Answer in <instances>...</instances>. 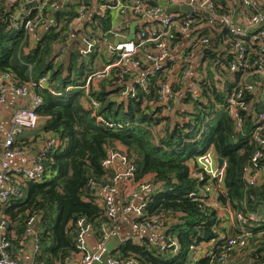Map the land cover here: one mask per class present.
Wrapping results in <instances>:
<instances>
[{"label": "trees", "instance_id": "obj_1", "mask_svg": "<svg viewBox=\"0 0 264 264\" xmlns=\"http://www.w3.org/2000/svg\"><path fill=\"white\" fill-rule=\"evenodd\" d=\"M71 6L56 11V18L63 25L71 16ZM9 7L13 6L0 1V72H9L17 83L44 77L46 88L52 91L39 89L42 98L36 109L39 121L18 135L16 144L37 151L31 145L42 144L47 135L57 139L41 158L42 179L24 181L20 194L9 197L0 206V212L8 220V232L12 229L17 237L10 238L12 250L23 241L21 227L30 216L34 217L38 240L35 261L42 264H61L75 253L78 218L89 223L95 238H100V225L108 219L105 209L87 189L86 181L90 177L101 180L109 175L100 162L108 150H113L123 152L133 163L134 181L146 175L151 178L153 186L147 195L144 216H159L163 230L176 239L178 251H158L143 239L135 242L128 238L106 254L119 259L132 257L137 264H208L207 257L190 262L188 250L223 230L219 226L221 218L216 210L199 205L188 194L198 193L203 184L189 176L191 162L211 148L213 155L224 161L222 183L230 207L235 211L255 212L261 219L245 225L252 234L243 251L249 255L247 264H264V233L256 236L264 230V176L261 174L252 184L245 180L250 154L257 146L252 139L255 115L264 104L255 100L252 90H243L246 110H238L242 118L239 129L225 108V99L234 86H255L260 80L259 74L251 73L239 84L242 71H250L254 49L249 48L244 69L230 72L226 29L219 23L206 25L201 11L188 15L180 12L178 20L187 15L196 21L185 38V42L190 40V47L185 50L197 47L194 55H198L199 61L194 72L201 78V94L194 95L193 99L189 94H176L174 100L159 104L155 92L157 80L162 76L156 75L146 80L144 88L134 84L132 97L121 96L119 89L111 90L113 83L108 78L89 83L84 94L77 86L93 70V58L84 62L69 50L64 60L54 61L50 46L65 39L61 33L63 27L45 28L33 39H23L21 31L7 27ZM240 7L241 0H217L215 10L233 14ZM259 8L264 14L263 1ZM88 21L90 28L99 33L108 26L106 16L92 15ZM261 25L264 26V20ZM79 30L88 34L84 25ZM203 38L207 40L202 42ZM175 41L180 43L178 37ZM171 86L176 91L178 83L171 82ZM82 99L98 102L94 115L83 106ZM97 115L113 125L109 127L97 121ZM260 149L264 156V146ZM202 231L209 232L207 240L202 238Z\"/></svg>", "mask_w": 264, "mask_h": 264}, {"label": "built area", "instance_id": "obj_2", "mask_svg": "<svg viewBox=\"0 0 264 264\" xmlns=\"http://www.w3.org/2000/svg\"><path fill=\"white\" fill-rule=\"evenodd\" d=\"M0 1L13 6L6 11L7 27L13 31H21L23 39H32L45 28L63 27L61 33L65 35V39L61 43H54L50 46L54 61L60 60L66 46L71 43L75 29L78 31L79 27L90 20L92 15L108 18L107 28L102 33L92 32L90 36L82 37V41H89L92 38V42L88 43L87 48L81 44L77 50L78 56L87 58L91 48L98 44L99 46L103 45L110 53L106 62L98 63L96 61L98 68L87 73L84 82L77 86L83 90L84 94L87 93L89 83L108 78L112 79L113 86L118 84L117 89L121 96L132 97L134 84L144 88L146 80L153 75L162 76L157 80L155 92L159 104L174 100L176 94H189L191 99L194 95L201 94V78L195 74L194 66L188 59L187 51L189 50H185L183 46L185 38L190 33V27L194 26L196 22L187 15L194 11H201L205 14L204 23L206 25L212 26L219 23L226 29L229 40L225 41V44L231 54L228 64L230 72L244 69L247 66L248 51L249 48H253L254 58L249 72L264 74V26L261 25L264 14L259 8V3L264 0H241V7L246 10L241 23H236L231 13L217 12L215 10L217 0ZM70 4H72L71 16L63 25L60 20H57L56 11L60 7L67 9V5ZM173 5L190 6L192 11L184 12L187 15L178 20V14L182 11L167 12V8ZM130 22H134L131 39L118 41L119 38L128 35ZM94 23L96 28L99 27L96 22ZM177 37L180 43L175 41ZM114 40H117L115 44ZM206 40L207 38H203L201 41L205 42ZM55 47H59L57 52L53 51ZM44 82L45 78L40 77L37 80L28 79L24 83H17L9 72H0V108L6 103L8 93L24 102L11 112L9 125L5 130L0 122V131L3 130L0 143V206L9 197L20 194L21 184L24 181L38 182L42 179L44 167L41 158L50 147L57 143L54 136L47 135L46 140L29 162L24 165H11L12 159L30 152L27 147L17 146L16 139L25 129L33 128L39 121L36 113V109L42 103L39 89L45 88L52 93L50 89L46 88ZM171 82L178 83L176 91L173 90ZM243 90L250 91L251 86L248 84H244L242 87L234 86L225 99L227 114L233 120L236 129H239L242 123L238 110H246V105L242 101ZM82 104L88 107L91 115H94L98 108V102L94 99H82ZM95 119L109 127L113 125V123L103 121L98 115L95 116ZM255 124L252 139L257 146L251 152L248 161L249 166L245 175L248 184L255 182L261 174L264 176V156L260 149V146H264V108L255 115ZM261 158L262 163L259 164ZM114 159H117L122 166L120 171L112 170ZM191 163L189 176L203 184L198 193L190 192L189 197L199 205L216 210L230 229L223 228L206 242L190 246L188 258L190 262H195L202 257H207L208 264H228L229 253L235 248L245 249L251 238L252 232L245 225L257 223L261 219L255 212H240L230 207L227 191L222 183L224 161L217 167L215 156L207 149L197 155ZM100 166L104 171L109 172V175L101 180L88 178L86 187L105 209L108 221L100 225L102 233L100 238L95 241V250L91 252L85 241L86 234L91 231L90 225L83 218L75 220L74 248L75 254L78 256V264L94 262L137 264L132 257L119 259L109 256L105 249L109 237H120L116 225L119 215L128 213L132 214L130 226L136 232L133 238L135 242L143 239L158 251L170 249L171 253L177 252V241L163 230L159 216H144L147 195L153 186L151 178L146 175L139 181H134L135 167L120 151L108 150L101 160ZM120 182H128L132 187L125 192L122 203L117 208L113 196ZM141 194H143L141 200L135 204L134 201ZM140 218L141 220L138 221ZM33 222V216L26 219L22 227L23 241L13 251L10 241L12 237L7 230V217L0 214V264H42L35 261V256L38 253V240ZM262 233L264 230L257 232L256 236L259 237ZM119 239L123 241L126 238ZM23 255L29 257L27 262L21 259ZM69 258L61 264H69Z\"/></svg>", "mask_w": 264, "mask_h": 264}, {"label": "crops", "instance_id": "obj_3", "mask_svg": "<svg viewBox=\"0 0 264 264\" xmlns=\"http://www.w3.org/2000/svg\"><path fill=\"white\" fill-rule=\"evenodd\" d=\"M244 13H246V10H244L242 7H240V10L238 12L233 13L234 21L236 23H241L243 18H244V16H243ZM250 74H251V72H249L247 69L243 70L242 73L238 76L239 81H242V82L245 81V79H247L250 76ZM259 76H260V80L256 82L255 86H253V85H250V86H251V90L253 92V95L255 97V100L264 104V74L259 75ZM23 103L24 102L21 99L13 96L10 93L7 94L6 103L0 108V122H1L2 128L4 130L9 125V118H10L11 112L14 110V108L18 107L19 105H22ZM2 134H3V130L0 131V143L2 140ZM31 146L32 147L35 146L36 150H37L41 146V143H36V144L31 145ZM209 150L212 152L211 148H209ZM33 152L36 153L35 150L31 149L29 153L12 159L11 165L16 166V165L26 164L27 162L30 161L31 158H33V156H34ZM0 153H1V149H0ZM111 168H112V170L120 171L122 169V166L120 165V163L118 162L117 159H114L112 162ZM131 187H132L131 184L128 182H120V184L117 185L116 192L113 196L115 207H117V208L120 207V205L122 203V198L124 197L125 192L128 191ZM142 196H143V194L139 195L137 197V199L134 201V203L137 204L141 200ZM0 214H2V213L0 212ZM220 218H221V221L219 223V226L224 228V229L229 230L230 227H228V224L223 220V218L221 216H220ZM131 221H132V214L128 213V214L119 215L117 223H116L117 229H118V232L120 235L119 238H124V237L126 239L130 238V239H132V241H134L133 238L136 235V232L130 226ZM34 230H35V228H34ZM9 233H10L11 237L17 238L12 229H10ZM23 237H24V235H23ZM119 238L114 237V236L109 237L106 241L105 246L108 245L110 249L114 250L117 246V243L120 242ZM85 241H86V246H87L88 250L91 252L94 251L96 238H95L92 231H90L86 234ZM136 242H138V241H136ZM204 244H206V243H204ZM77 257L78 256L75 253H73L70 256L68 263L69 264H78ZM21 259L23 261L27 262L29 260V257L27 255H23ZM247 260H248V257L246 258L245 252L239 248H235L228 255V264H238V263H242V262L246 263ZM92 264H103V263L94 262Z\"/></svg>", "mask_w": 264, "mask_h": 264}, {"label": "rangeland", "instance_id": "obj_4", "mask_svg": "<svg viewBox=\"0 0 264 264\" xmlns=\"http://www.w3.org/2000/svg\"><path fill=\"white\" fill-rule=\"evenodd\" d=\"M120 21H122L123 22V20L122 19H120ZM60 25V24H59ZM84 27H85V30H86V32L88 33L87 35H84L81 31L82 30H78V31H76V29H75V31H76V33H75V31H74V33H73V35H72V38H71V43L68 45V46H66V49H65V52L62 54V56L60 57V60H64L65 59V57L67 56V53H68V51L69 50H78V48L80 47V45L82 44L85 48H87V46H88V43H90V42H92V38L89 40V41H82L81 40V38L82 37H84V36H90V33H95L96 32V30L94 29V28H90V22L89 21H87V22H84ZM81 28V26L79 27V29ZM73 29H74V27H73ZM97 33V32H96ZM94 38V37H93ZM33 39V38H32ZM191 39H192V37H191ZM69 40V39H68ZM95 43V42H94ZM190 45V40L189 41H187V42H185L184 44H183V46L185 47V48H188V47H190L189 46ZM58 48L59 47H55L54 49H53V51H58ZM197 47H194V48H192L190 51H187V53H189V57H188V59L190 60V62L192 63V65L193 66H195L196 65V63H197V61H199V57H198V55H194V51H195V49H196ZM95 51V52H94ZM90 52H93V53H91L90 54ZM110 57V53H108L107 52V50L103 47V45H98V44H96L93 48H91V50L89 51V53H88V55H87V58H81L84 62H87V61H89L91 58H93L92 59V62H93V69L95 70L96 68H98V66H97V63H96V61L98 62V63H101V62H106L107 60H108V58ZM87 60V61H86ZM241 82L242 81H239V84H241ZM250 242V241H249ZM245 251V254H246V258L249 256V255H247L248 254V252H246V250H244ZM238 264H247V263H245V262H242V263H238Z\"/></svg>", "mask_w": 264, "mask_h": 264}, {"label": "water", "instance_id": "obj_5", "mask_svg": "<svg viewBox=\"0 0 264 264\" xmlns=\"http://www.w3.org/2000/svg\"><path fill=\"white\" fill-rule=\"evenodd\" d=\"M179 11H182V12H191L192 11V8L190 6H182V5H173V6H170L169 8H167V12H179ZM133 27H134V22H130L128 24V28H129V33L126 37H121L118 39V41H123V40H129L131 39L132 37V30H133ZM117 42V40H114L113 43L115 44ZM73 52L76 54V56H78V53H77V50H73ZM118 87V84H115V86H112L111 87V90H115L117 89ZM33 155H35V152H33ZM215 161H216V166L219 167L222 162H223V158H221L220 156H216L215 157ZM21 230H22V227H21ZM209 236V232L207 231H202V238L207 240V237ZM106 251H109L110 248L108 245H106L105 247Z\"/></svg>", "mask_w": 264, "mask_h": 264}]
</instances>
